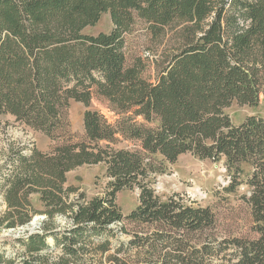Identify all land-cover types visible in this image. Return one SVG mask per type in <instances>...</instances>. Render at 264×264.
Wrapping results in <instances>:
<instances>
[{"label":"trees","instance_id":"16d2710c","mask_svg":"<svg viewBox=\"0 0 264 264\" xmlns=\"http://www.w3.org/2000/svg\"><path fill=\"white\" fill-rule=\"evenodd\" d=\"M103 14L111 31L84 34ZM137 20L155 40L177 30L152 82L123 77ZM263 77L264 0H0V116L55 144L8 153L0 229L45 219L0 240V264H264V119L234 125L225 113L257 105ZM98 88L113 90V120L89 109ZM71 102L86 108L78 142ZM186 154L223 162L228 192L248 188L255 238H219L210 209L156 196L155 177ZM97 164L100 196L66 186L69 172ZM125 190L138 191L126 216L115 202Z\"/></svg>","mask_w":264,"mask_h":264},{"label":"rangeland","instance_id":"374dc122","mask_svg":"<svg viewBox=\"0 0 264 264\" xmlns=\"http://www.w3.org/2000/svg\"><path fill=\"white\" fill-rule=\"evenodd\" d=\"M111 29L109 15L103 14L96 25L87 27L83 33L95 36L109 33ZM176 33L177 30H174L164 38L155 40L147 33L145 24L137 20L130 33L125 36L126 66L123 77L134 76L152 82L157 73V65L171 53L177 43ZM258 92L257 105L250 107L233 103L225 110L234 125L240 124L249 116L264 119V77ZM89 109L103 113L109 120H113L115 114L120 111L114 102L113 90L103 88L94 91ZM85 110L81 103L76 102H71L67 110L70 132L77 142L83 140L82 122ZM54 145L41 132L31 130L9 116H0V185L11 168L8 161V153L11 150L23 149L26 155L32 149L48 153ZM104 173L100 164L82 166L67 174L66 186L78 188V192H83L87 198L100 196L107 183ZM153 182L154 192L161 200L179 195L186 202L210 209L215 219L213 232L219 238L256 237L252 231L250 207L244 200L245 196H249V190L242 184L233 192H228L230 176L223 162L199 160L190 154L182 155L173 164L167 163L164 172L157 175ZM115 202L122 215L126 216L138 205V191H121L116 194ZM34 205L37 209L40 208L36 202ZM5 208L0 188V216ZM58 223L63 225L64 220L58 219ZM127 228L131 229V226L128 225ZM7 231L0 229V240L16 238L27 232L25 228L18 229L13 230L12 236H7ZM120 238L124 239L125 236L120 234Z\"/></svg>","mask_w":264,"mask_h":264},{"label":"water","instance_id":"95a60500","mask_svg":"<svg viewBox=\"0 0 264 264\" xmlns=\"http://www.w3.org/2000/svg\"><path fill=\"white\" fill-rule=\"evenodd\" d=\"M45 218L44 217H35L33 220L27 225L26 227L20 228L22 230H25L28 232V234H32L36 231V229L39 228L40 222L43 221ZM13 230H8L7 231V236H12Z\"/></svg>","mask_w":264,"mask_h":264}]
</instances>
